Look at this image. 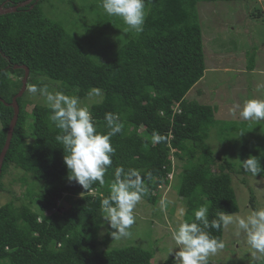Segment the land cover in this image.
Listing matches in <instances>:
<instances>
[{"label": "trees", "instance_id": "obj_1", "mask_svg": "<svg viewBox=\"0 0 264 264\" xmlns=\"http://www.w3.org/2000/svg\"><path fill=\"white\" fill-rule=\"evenodd\" d=\"M24 1L0 0V7ZM202 1L219 0H150L143 32L125 40L104 63L90 57L63 23L44 16L42 0L0 15V154L14 114L6 103L20 91L25 74L15 66L29 68L28 83L45 77L81 100L93 89L101 90L102 101L87 106L97 130L108 131L106 113L117 115L123 124L122 132L111 138L115 152L105 183L96 182L87 191L68 180L66 153L55 140L60 130L49 119V107L35 105L28 113L24 96L18 98L19 117L0 174V193L10 166L31 174L43 192L30 186L28 203L0 205V264H153L154 251L139 246L99 249L107 245L99 239L100 201L109 195L115 169L122 166L144 177L147 192L142 198L155 203L153 192L169 184L172 154L193 159L199 153L198 161L180 174L178 194L188 206L185 222L194 221L200 206L207 207L209 221L221 212H238L233 164L225 161L219 171L212 170L217 160L207 138L217 125L214 109L186 97L206 70L198 12ZM153 132L165 139L154 143ZM259 175L264 177V170ZM207 231L223 240V227Z\"/></svg>", "mask_w": 264, "mask_h": 264}, {"label": "rangeland", "instance_id": "obj_2", "mask_svg": "<svg viewBox=\"0 0 264 264\" xmlns=\"http://www.w3.org/2000/svg\"><path fill=\"white\" fill-rule=\"evenodd\" d=\"M149 1L145 0V11ZM70 2L42 0L40 7L44 16L63 23L75 34L86 53L96 61H108L112 52L136 34L134 30L126 31L128 26L121 18L109 16L101 7L102 0ZM198 12L206 70L204 77L186 97L214 109L217 125L210 129L207 138L217 160L212 170L219 171L225 161L233 164V171L230 172L239 210L230 214L234 218L246 217L252 211L264 208V177L245 173L240 164V160L251 155L261 157L259 163L264 166V121H246L239 116L245 100H264V0L202 1L198 3ZM33 84L38 87L46 85L49 91H62L60 83L45 77H36L30 83L27 82L22 96L28 113L32 112L35 105L47 106L43 97L27 91ZM79 100L82 106H89L102 101V95L93 94L85 100ZM198 155L189 159L172 154L169 184L153 192L157 197L155 203L151 204L142 198L137 204L134 210L136 222L130 228L131 236L113 239L110 235L113 230L103 220L99 239H106L107 245L101 244L99 249L139 246L154 251L153 264H173V255H169V252L177 246L172 240V231L185 222L188 210L187 202L178 194L180 174L186 165L198 161ZM37 181L31 174L10 166L2 178L4 191L0 193V205L11 200L16 204L20 200L28 203L30 186H34L38 194L43 192L41 182ZM252 196L255 198L253 201ZM59 204L66 203L60 200ZM181 207L186 210L183 216L178 213ZM32 208L38 209L36 202ZM222 241L225 247L215 255H210L208 264H264V254L253 255V250L235 223L223 227Z\"/></svg>", "mask_w": 264, "mask_h": 264}, {"label": "clouds", "instance_id": "obj_3", "mask_svg": "<svg viewBox=\"0 0 264 264\" xmlns=\"http://www.w3.org/2000/svg\"><path fill=\"white\" fill-rule=\"evenodd\" d=\"M101 7L109 16L121 18L128 26L126 31L143 32L145 0H102ZM27 91L43 97L51 110L49 119L60 130L55 140L63 146L66 153L63 161L68 169V180L75 181L87 191L96 182L103 185L105 173L112 164L111 157L115 152L111 138L123 130L119 117L106 113L104 119L108 131L101 132L97 130L90 109L82 106L78 97L62 91H49L46 85L38 87L33 84ZM93 94L100 96L101 90L93 89L90 95ZM239 116L246 121H264V100H245L240 107ZM152 139L156 143L165 137L153 132ZM260 158L250 155L243 161L240 160L243 171L253 176L259 175L264 170L260 166ZM146 192L144 177L136 169L125 170L122 166L115 169L110 193L100 201L102 218L108 228L113 230L110 232L113 239L131 236L130 228L136 222L134 210ZM185 211L183 207L178 209L180 216ZM207 212L206 206H200L194 211L193 222H182L172 231V240L177 246L169 252V255H173V264H208L209 256L215 255L225 245L207 229L219 230L233 223L244 235L253 255L264 254V208L254 210L246 217L234 218L232 214L221 212L217 219L211 221Z\"/></svg>", "mask_w": 264, "mask_h": 264}, {"label": "water", "instance_id": "obj_4", "mask_svg": "<svg viewBox=\"0 0 264 264\" xmlns=\"http://www.w3.org/2000/svg\"><path fill=\"white\" fill-rule=\"evenodd\" d=\"M33 1H36V0H26L22 3H18L17 5H13V6H10V7H5L4 4L0 7V15L2 14H7V13H11V12H15L18 10L19 7H22V6H25L27 4H30L31 2ZM15 67H22L25 69V74H24V77L22 79V87L20 89V91L13 97V100L11 103H6L7 105H10L13 107L14 109V114H13V117L10 121V124H9V127H8V131H7V137H6V141H5V144H4V147L1 151V154H0V174L2 172V166H3V162H4V159H5V156L7 154V151L10 147V144H11V141H12V138H13V134H14V130H15V127L17 125V121H18V117H19V104H18V98L21 97L26 88H27V82H28V78H29V74H30V70L27 66H15ZM0 100L3 101V99L0 97Z\"/></svg>", "mask_w": 264, "mask_h": 264}]
</instances>
